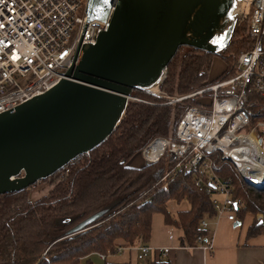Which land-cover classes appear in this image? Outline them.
<instances>
[{
	"label": "trees",
	"instance_id": "obj_1",
	"mask_svg": "<svg viewBox=\"0 0 264 264\" xmlns=\"http://www.w3.org/2000/svg\"><path fill=\"white\" fill-rule=\"evenodd\" d=\"M246 28L244 20L235 30L220 55L225 67L214 79L209 77L213 54L192 48L179 54V49L160 88L186 94L231 76L236 57L250 46ZM134 94L157 104L130 101L114 132L91 152L73 160L67 173L55 174L46 194L35 201L29 200L25 189L0 194V264H97L93 257L98 252L110 254L121 245H135L140 238L145 243L154 213H161L165 224L182 229V245L194 246L197 235L209 234L200 222L215 213L211 197L194 185L195 171L171 172L174 165L168 163L166 153L151 164L134 167L127 163L153 138H175L176 125L194 101L172 107L140 90ZM252 111L256 113L252 122L264 120V107ZM210 155L213 170L231 180L234 197L244 202L237 214L263 215L249 227L248 234L264 232V188L245 183L229 161L221 160L220 153ZM169 200L186 201L189 207L173 215L167 208ZM104 208L108 210L83 229L68 233ZM140 264L171 263L152 258Z\"/></svg>",
	"mask_w": 264,
	"mask_h": 264
},
{
	"label": "water",
	"instance_id": "obj_2",
	"mask_svg": "<svg viewBox=\"0 0 264 264\" xmlns=\"http://www.w3.org/2000/svg\"><path fill=\"white\" fill-rule=\"evenodd\" d=\"M247 1L87 0V23L105 24L94 43L81 46L51 89L0 113V194L48 179L101 145L121 122L133 92L157 86L180 48L220 56Z\"/></svg>",
	"mask_w": 264,
	"mask_h": 264
},
{
	"label": "built area",
	"instance_id": "obj_3",
	"mask_svg": "<svg viewBox=\"0 0 264 264\" xmlns=\"http://www.w3.org/2000/svg\"><path fill=\"white\" fill-rule=\"evenodd\" d=\"M86 3L0 0V113L51 89L65 78L81 46L94 43L105 24L87 23ZM244 20L250 46L236 57L231 76L186 94H167L160 88L164 75L157 86L140 90L162 99V105L174 107L194 101L176 125L175 138L155 137L140 154L145 164H151L166 153L168 163L174 165L171 172L195 171L194 185L211 197L215 216L224 215L229 221L236 220L242 201L234 197L231 180L213 170L210 154L220 153L221 160L229 161L245 183L264 184L263 175L256 176L243 167L257 163L261 155L248 157L235 152L254 136L264 154V120H251L256 114L252 109L264 107V0H248L239 25ZM130 101L157 104L134 94ZM154 147L152 157L149 151ZM72 162L56 174L67 173ZM209 223L202 219L200 226L208 229ZM211 236L197 235V246L210 249ZM136 250L137 259H151V248L141 238ZM166 254V249H161L157 260ZM97 256L105 259L103 253Z\"/></svg>",
	"mask_w": 264,
	"mask_h": 264
},
{
	"label": "crops",
	"instance_id": "obj_4",
	"mask_svg": "<svg viewBox=\"0 0 264 264\" xmlns=\"http://www.w3.org/2000/svg\"><path fill=\"white\" fill-rule=\"evenodd\" d=\"M243 206L244 202L242 201L240 208ZM188 207L186 201L177 203L169 200L167 202V208L173 215L180 210L188 209ZM262 218L263 215L260 212H247L243 217L236 213L235 221L227 220L224 215L217 217L215 214L206 218L210 222L207 230L212 235L211 247L208 250H203L197 244L194 246H189L186 243L182 245V229L179 226L165 224L164 216L161 213H154L151 216L150 236L145 244L151 248L153 256L151 259L155 260H157L156 256L159 251L166 249L167 254L163 260H167L171 264H264V232L248 234L249 227L256 220ZM119 243L123 242L120 240ZM137 244L133 246L121 245L115 252L106 254L103 260L97 255L94 257H97L99 262L140 264L144 261L137 259Z\"/></svg>",
	"mask_w": 264,
	"mask_h": 264
},
{
	"label": "rangeland",
	"instance_id": "obj_5",
	"mask_svg": "<svg viewBox=\"0 0 264 264\" xmlns=\"http://www.w3.org/2000/svg\"><path fill=\"white\" fill-rule=\"evenodd\" d=\"M186 50H187L186 47L180 48L179 54L185 52ZM224 67H225L224 60L219 55H214L212 66H211V69L209 71V77L211 79H214L224 69ZM166 93L171 94L169 92H166ZM133 94H134V92H133ZM134 96H135V94H134ZM139 98H141V97H139ZM141 99H143V98H141ZM127 163L129 166L139 167L143 163V157L139 153V154L135 155L132 159H130ZM54 177L55 176H52L48 179L41 180V181L37 182L35 185L30 186L29 188L25 189L27 191L29 200L35 201L38 198H40L41 196H43L44 194H46L50 188L49 181ZM93 260L97 264L102 263V262L97 261V257H93Z\"/></svg>",
	"mask_w": 264,
	"mask_h": 264
},
{
	"label": "bare ground",
	"instance_id": "obj_6",
	"mask_svg": "<svg viewBox=\"0 0 264 264\" xmlns=\"http://www.w3.org/2000/svg\"><path fill=\"white\" fill-rule=\"evenodd\" d=\"M251 140H247L245 145H242L241 147L237 148L235 150V152L238 153V151L240 152L241 155L246 154L248 157L249 156H255L257 154L261 155V159H259L257 161V163L253 164L251 162H249L248 164H246L245 167L248 170H251V173L256 175V176H264V154H262L261 150L258 149L257 147V142L254 138V136H250ZM243 151V153H242ZM156 153V148L154 147L152 149V151H149V155H151L152 157L155 155ZM264 181V179H263ZM262 181V182H263ZM262 185V184H260Z\"/></svg>",
	"mask_w": 264,
	"mask_h": 264
}]
</instances>
